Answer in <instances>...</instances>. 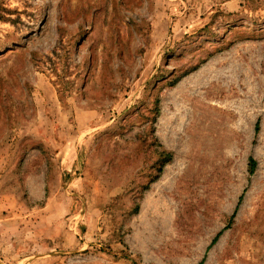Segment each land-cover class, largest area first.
Instances as JSON below:
<instances>
[{
	"label": "rangeland",
	"instance_id": "obj_1",
	"mask_svg": "<svg viewBox=\"0 0 264 264\" xmlns=\"http://www.w3.org/2000/svg\"><path fill=\"white\" fill-rule=\"evenodd\" d=\"M202 260L264 264V0H0V264Z\"/></svg>",
	"mask_w": 264,
	"mask_h": 264
},
{
	"label": "trees",
	"instance_id": "obj_2",
	"mask_svg": "<svg viewBox=\"0 0 264 264\" xmlns=\"http://www.w3.org/2000/svg\"><path fill=\"white\" fill-rule=\"evenodd\" d=\"M165 153H167V155H168V160L170 161V159L172 158V152L171 151H168V152H165ZM251 172L253 173L254 171H255V169H256V166H257V160L254 158V157H252L251 158ZM234 216V215H233ZM223 233V231H220L217 235H216V237L213 239V241H212V244H214V243H216L217 241H218V239L220 238V236H221V234ZM198 264H204V260H202L201 262H199Z\"/></svg>",
	"mask_w": 264,
	"mask_h": 264
}]
</instances>
